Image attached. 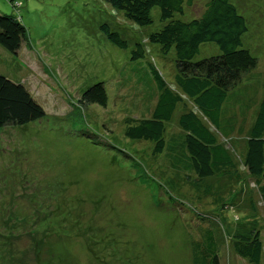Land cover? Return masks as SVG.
Segmentation results:
<instances>
[{"label": "rangeland", "instance_id": "374dc122", "mask_svg": "<svg viewBox=\"0 0 264 264\" xmlns=\"http://www.w3.org/2000/svg\"><path fill=\"white\" fill-rule=\"evenodd\" d=\"M200 1L176 18L200 17L210 0ZM232 1L247 18L244 41L258 58L239 88L257 104L264 81V0ZM0 13L17 15L28 31L17 56L0 46L6 53L0 52V75L24 84L46 114L0 129V264H194V243L206 229L214 232L221 264H250L233 244L259 231L264 245V204L244 164L252 118L240 119L244 135L232 138L233 147L227 143L236 168L204 180L176 160L184 136L181 112L196 110L189 99L166 123L162 154L154 155L153 142L125 136L129 120L150 118L155 107L144 84L149 64L168 83L176 73L174 54L165 58L148 42L162 27L159 8L144 28L105 0H0ZM106 24L128 49L107 39ZM137 43L146 57L133 64ZM218 54L217 45L205 44L197 59ZM97 83L105 85L107 106L82 105L83 93Z\"/></svg>", "mask_w": 264, "mask_h": 264}, {"label": "trees", "instance_id": "16d2710c", "mask_svg": "<svg viewBox=\"0 0 264 264\" xmlns=\"http://www.w3.org/2000/svg\"><path fill=\"white\" fill-rule=\"evenodd\" d=\"M105 2L140 28L153 25L151 12L159 8L162 27L148 36V42L158 45L160 55L165 58L172 53L175 57L173 83H168L162 73L149 64L150 72L146 73L148 77L144 84L150 92L146 98L151 102L156 100V104L150 118L127 122L126 138L134 142H153L154 155L162 154L168 149L166 123L173 119L181 104L185 105V99H189L196 110L181 112L179 125L184 132L181 148H171V151L181 153L176 155V160L184 164L181 169L204 180L226 175V172L236 168L235 154L227 143L233 147L232 138L244 135L240 119L245 122L255 116L247 137L244 164L257 180L264 204V81L262 99L257 104L255 99L243 92L247 91L246 87L239 88L258 66V58L244 41L249 31L247 18L232 0H210L205 3L202 15L189 22L181 21L175 15H184L186 6L200 0ZM102 31L113 45L122 50L129 48L127 40L108 24L102 26ZM26 43L28 31L21 18L0 13V46L17 56ZM205 44L217 45L220 54L197 59ZM145 57L143 44L134 45L132 63ZM133 71L136 73V70ZM108 101L105 85L97 83L83 93L80 103L106 107ZM230 105L234 106V110L229 109ZM255 107H258L257 113L253 114L251 112ZM45 115L44 109L24 84L0 75V129L26 126ZM233 248L236 255L250 264H264V245L259 231L249 236H237ZM194 251V264H221L219 246L212 229L203 232L201 241L194 243Z\"/></svg>", "mask_w": 264, "mask_h": 264}, {"label": "crops", "instance_id": "0c3cea01", "mask_svg": "<svg viewBox=\"0 0 264 264\" xmlns=\"http://www.w3.org/2000/svg\"><path fill=\"white\" fill-rule=\"evenodd\" d=\"M0 52L2 53V54H6L5 52H4V50L3 49H1L0 48ZM243 88V87H242ZM251 98V97H250ZM262 99V98H261ZM261 99L259 98L258 99V101H261ZM249 102L251 101V99H249L248 100ZM255 111H254V113L253 114H255V113H257V109H254ZM255 118V116H252V124H251V127L253 126V124H254V121H253V119ZM251 127H250V129H251ZM249 129V130H250ZM249 130L247 131V132H249ZM246 150H247V148H246Z\"/></svg>", "mask_w": 264, "mask_h": 264}]
</instances>
